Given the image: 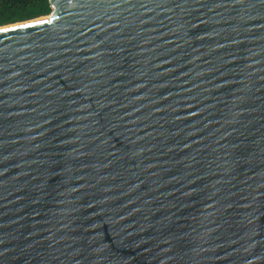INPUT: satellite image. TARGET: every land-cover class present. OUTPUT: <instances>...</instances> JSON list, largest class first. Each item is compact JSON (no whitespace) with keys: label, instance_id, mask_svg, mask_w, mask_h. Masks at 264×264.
<instances>
[{"label":"water","instance_id":"95a60500","mask_svg":"<svg viewBox=\"0 0 264 264\" xmlns=\"http://www.w3.org/2000/svg\"><path fill=\"white\" fill-rule=\"evenodd\" d=\"M49 1L0 27V264H264V0Z\"/></svg>","mask_w":264,"mask_h":264},{"label":"trees","instance_id":"16d2710c","mask_svg":"<svg viewBox=\"0 0 264 264\" xmlns=\"http://www.w3.org/2000/svg\"><path fill=\"white\" fill-rule=\"evenodd\" d=\"M51 12L49 0H0V27L45 17Z\"/></svg>","mask_w":264,"mask_h":264},{"label":"snow or ice","instance_id":"6c2138e0","mask_svg":"<svg viewBox=\"0 0 264 264\" xmlns=\"http://www.w3.org/2000/svg\"><path fill=\"white\" fill-rule=\"evenodd\" d=\"M9 31H15V29H9Z\"/></svg>","mask_w":264,"mask_h":264}]
</instances>
